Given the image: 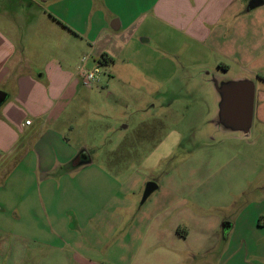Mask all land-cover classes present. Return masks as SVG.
Wrapping results in <instances>:
<instances>
[{
    "label": "rangeland",
    "instance_id": "obj_1",
    "mask_svg": "<svg viewBox=\"0 0 264 264\" xmlns=\"http://www.w3.org/2000/svg\"><path fill=\"white\" fill-rule=\"evenodd\" d=\"M154 1L56 0L46 5L34 4L30 8L32 15L27 16L30 1L0 0V34L15 46L14 57L33 56L41 59L40 65L44 67L51 55L61 54L68 56L79 70L83 66L82 56H89L84 66L87 69L100 68L103 79L100 83L87 86L79 76L81 95L69 116L77 127L73 135L75 150H83V154L90 153L95 167L107 171L113 183L117 182L104 188L97 186L91 191L93 194L86 208L77 210L74 199L57 200L53 208L65 219L60 228L52 220L50 208H44L41 214L35 207H27V191L21 190L19 186L22 180H27V159L18 160L16 174L23 170L26 176L12 175L6 183L19 186V190L13 191L7 186L0 192V264H33L32 256H28L27 262V234L49 240L54 238L53 230L63 234L64 238L80 235L83 244L78 252L81 258L104 264L118 260L119 249L112 246L125 232L124 227L136 224L139 214H151V201L156 196L159 200L168 199L164 193L158 194L156 190L143 202L148 182L157 183L161 188L174 189L176 199L186 194V198L188 196L191 201L188 205L191 214L198 216L202 211L193 201L198 200L207 189H212V192L206 193L212 202H216L220 196L223 201L229 199L232 193L226 186L232 183L231 172L237 158L243 155L247 163L245 157L250 153H260V146L251 145V141L262 134L258 120H254L249 136L241 132L224 131L208 121L215 115L211 98L207 94L208 107L203 110L194 97L195 93L201 94L198 90L200 87L190 77L201 67L216 66L220 55L194 42L179 28L185 16L166 14L167 19H164L157 15L150 7ZM241 2L248 4V0ZM71 6L72 9L77 6L87 16L76 17L77 28L82 35H88V31L93 29L91 14L94 26L98 30L104 28L105 38L112 46V52L116 53L113 61L103 63L101 59L104 53L100 57L94 55L90 47L63 41L65 37L61 39L63 43L59 41L53 47L49 43H56L55 33L47 43L45 40L40 41L48 36L40 15L44 12L46 17L52 16L60 7L70 11ZM247 17L251 19V16ZM173 18L178 19V25L169 21H174ZM115 19L122 22L120 29L112 27ZM133 20L134 25L127 33L135 36L125 45L122 38L116 35L126 32L127 24ZM87 24L89 29H86ZM234 69L238 70V66L234 65ZM256 87H264L261 79L256 80ZM38 136L43 135L40 133ZM260 163L264 164V161L259 160ZM0 164L1 169H9L11 161ZM59 168L56 172L62 174ZM123 183H127L128 189L133 188L134 191L130 195L134 204L128 211L115 206L110 200V193L118 191V185ZM217 186L222 189L220 194L216 192ZM253 186L251 184L249 190L237 198L240 211L246 209L243 217L247 224L253 216L259 217L255 215V210L258 202L264 200V196ZM165 205V202L158 203L153 211L161 212L167 208ZM109 211L122 213L125 218L124 227L114 234H111L114 225L108 222L114 216ZM167 212L171 218L181 221V227H187L185 217L189 213L184 206L176 207L175 211L168 208L160 214L167 215ZM206 213L209 217L218 215L222 218L220 227L215 228L213 221L209 226L221 235L220 243L226 246L228 239L223 232V224L233 219L237 210L232 207L214 208ZM45 215L48 218L46 224L43 220ZM31 217L38 221L34 231L32 225L27 223ZM75 218H79L81 223H75ZM244 228L239 225L233 237V244L239 243L241 248L245 244L242 238L249 235V230ZM239 255L240 264H248L245 248L240 249ZM249 263L253 264V260L249 259ZM52 264L58 263L53 261Z\"/></svg>",
    "mask_w": 264,
    "mask_h": 264
},
{
    "label": "crops",
    "instance_id": "obj_2",
    "mask_svg": "<svg viewBox=\"0 0 264 264\" xmlns=\"http://www.w3.org/2000/svg\"><path fill=\"white\" fill-rule=\"evenodd\" d=\"M27 1H30V6L27 7L28 16L32 15L30 8L36 3ZM241 1L243 0H156L150 7L164 19H167L166 14L174 17L185 16L183 25H178L177 18L169 21L185 31L191 40L220 55L216 66L213 67H220L234 74H250L264 83V3L249 9L250 0L248 7ZM70 8L69 11L66 7H60L58 12H53V17H46L44 12L40 15L48 33V36L40 41L45 40L47 43L55 33L56 43H49L53 47L65 37L63 41L90 47L94 55L100 57L106 53L115 59L116 53L112 52L113 48L105 38L104 28L100 27L98 30L94 26L93 15L91 14L93 29L84 36L77 28L76 17L87 16H84L77 6ZM246 13L248 15H245ZM247 16H251V19ZM134 22L133 20L127 24L126 32L116 35L122 38L125 45L135 36L127 33ZM88 27L89 24L86 29ZM112 27L120 29L122 22L115 19ZM9 42L0 34V91L4 90L6 93V98L0 105V162L11 161L9 169L0 168V192L7 186L13 191L19 190L20 186L21 190L27 191V207H35L41 214L44 208H50L52 220L62 228L65 219L53 208L57 200L74 199L77 210L86 208L93 194L91 191L97 186L104 188L117 182L114 180L116 183H113L107 171L95 167L90 153L83 154V150H75L73 135L77 127L70 120L69 114L81 95L78 66H74L68 56L60 54L51 55L49 62L41 67V59L33 56L14 57L15 46ZM1 48L4 50L1 51ZM88 60L89 58L83 65ZM234 65L238 66V70L234 69ZM194 97L195 101L201 104V108L206 110V96L195 93ZM256 99L255 119L258 120L263 135L251 141V145L260 146L261 150L258 154L250 153L245 157L247 163L243 155L235 161L231 172L232 183L226 186L232 193L230 198L223 201L220 196V199L212 202L206 194L212 192V189H207L201 193L198 200L193 201L202 211L198 216H194L188 207L191 201L188 196L186 198V194L176 199L174 189H162L158 185L154 191L158 190V194L164 193L168 199L159 200L156 196L154 201H151V214H139L136 224L124 227L123 214L109 211V214L114 216L112 220H108L114 225L111 234L123 227L125 232L120 234L112 246L119 249L120 258L108 264H240L239 254L243 248L248 264L249 259L253 260V264H264V200L258 202V208L255 210V215L259 217L253 216L248 224L243 217L246 209L240 211L237 201V198L249 190L251 184H254V190L264 196V164H259V160L264 161V87L257 89ZM28 119L32 120L30 124L26 123ZM40 133L42 137L38 136ZM26 159L27 180H22V184L17 187L15 184L6 183L8 177L16 174L17 161ZM59 166L62 174L56 172ZM22 171L16 175L26 176V172ZM118 186V191L110 193V200L115 206L128 211L134 204L130 197L134 192L133 188L128 189L127 183ZM216 192H222L220 186H217ZM164 202L166 209L163 208L161 212L153 211L156 204ZM178 206H184L189 213V216L185 217V228L181 227L180 220L171 218L169 212L167 215L160 214L168 208L175 211ZM231 207L237 210V213L233 219L226 218L228 220L224 222L230 223L231 226L228 233L223 228L228 239L226 246H223L220 243L221 235L209 226L213 221L215 228L220 227L222 218L218 215L209 217L206 211ZM75 219V223H81L79 218ZM43 220L45 224L48 223L47 215ZM27 223L32 225L33 231L37 229L38 221L34 218H28ZM239 225L249 230V235L242 238L245 242L243 248L239 243L233 244V237ZM51 232L54 238L49 240L27 234V262L28 256H32L33 264H52L53 261L58 264H104L80 257L78 249L83 244L80 235L68 234L70 237L64 238L63 234L55 230Z\"/></svg>",
    "mask_w": 264,
    "mask_h": 264
},
{
    "label": "water",
    "instance_id": "obj_3",
    "mask_svg": "<svg viewBox=\"0 0 264 264\" xmlns=\"http://www.w3.org/2000/svg\"><path fill=\"white\" fill-rule=\"evenodd\" d=\"M40 5H46L56 0H32ZM264 0H250L249 9H253ZM198 83L200 93L211 98L215 115L208 120L212 126L224 131L241 132L246 136L251 134L257 106V78L250 74H234L220 67H201L190 77ZM6 93L0 91V105L5 100ZM158 187L157 183L148 182L144 191L143 202ZM231 224L226 222L223 228L228 233Z\"/></svg>",
    "mask_w": 264,
    "mask_h": 264
},
{
    "label": "built area",
    "instance_id": "obj_4",
    "mask_svg": "<svg viewBox=\"0 0 264 264\" xmlns=\"http://www.w3.org/2000/svg\"><path fill=\"white\" fill-rule=\"evenodd\" d=\"M87 56L83 57V62L87 60ZM80 76L82 77L83 82L87 86H91L94 83H100L102 82V73L99 67L94 69H87L84 65L80 67ZM32 122L31 119H28L26 121L27 124H30Z\"/></svg>",
    "mask_w": 264,
    "mask_h": 264
},
{
    "label": "trees",
    "instance_id": "obj_5",
    "mask_svg": "<svg viewBox=\"0 0 264 264\" xmlns=\"http://www.w3.org/2000/svg\"><path fill=\"white\" fill-rule=\"evenodd\" d=\"M114 59L112 57H109L108 55L104 54L103 58L101 59V62L103 63H109L111 61H113Z\"/></svg>",
    "mask_w": 264,
    "mask_h": 264
}]
</instances>
